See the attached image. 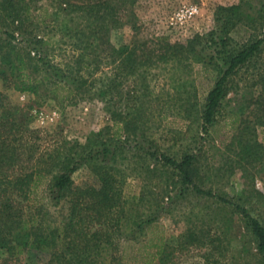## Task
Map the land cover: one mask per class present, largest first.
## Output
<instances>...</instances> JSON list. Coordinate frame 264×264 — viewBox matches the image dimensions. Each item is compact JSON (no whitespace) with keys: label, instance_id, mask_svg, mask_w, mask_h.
I'll list each match as a JSON object with an SVG mask.
<instances>
[{"label":"rangeland","instance_id":"374dc122","mask_svg":"<svg viewBox=\"0 0 264 264\" xmlns=\"http://www.w3.org/2000/svg\"><path fill=\"white\" fill-rule=\"evenodd\" d=\"M15 1L20 8L0 7V71L8 76L0 92L36 132L37 147L51 152L49 165L69 168L73 189L99 191L102 161L119 195L100 223L83 211L82 224L67 231L74 238L81 230L76 243L87 264H264L242 212L264 227V120L255 106L263 101L264 43L229 79L214 122L202 121L222 66L210 60L219 39L228 51L264 39V0H99L92 14L71 0L76 7L54 23L58 0ZM121 47L130 56L123 63ZM18 55L36 96L14 90L4 61ZM54 81L72 89L70 99L49 95ZM52 198L35 215L55 228L68 218L69 198ZM7 256L0 250V264ZM52 258L29 251L13 262L64 263Z\"/></svg>","mask_w":264,"mask_h":264},{"label":"trees","instance_id":"16d2710c","mask_svg":"<svg viewBox=\"0 0 264 264\" xmlns=\"http://www.w3.org/2000/svg\"><path fill=\"white\" fill-rule=\"evenodd\" d=\"M71 2V0H58L52 14L53 23L57 21L60 11L69 13L76 7V3ZM84 2L91 14L95 10L98 11L99 0H80L77 2V6ZM0 7L9 11L20 8V6L16 7L15 0H3L0 2ZM30 8L26 5V14L30 12ZM262 14L261 18L264 21V13ZM225 32L226 29L223 33L225 34ZM263 43L264 39H261L237 50L228 51L227 39H219L220 49L217 51L216 57H210V60L221 59L222 66L218 68V77L206 97L202 112L204 127L214 122L227 95L229 79L240 67L261 53ZM174 50L176 53L180 51L178 48ZM123 54L124 48L121 47L118 52V59L122 63L130 60L128 53ZM83 59V64H86V58ZM14 61L15 63L10 60L4 61L6 65H9L11 73H14L11 77L14 81V90L20 93H30L34 96L38 95V87L31 85L29 77L24 79L26 59L18 55ZM0 79L5 82L8 80L7 73L3 69L0 71ZM45 80H49L48 77H45ZM261 93L263 101L255 105L256 112L259 114V121L264 120V79ZM72 94V89L61 81H54L49 91V95L57 102L70 99ZM18 110L19 108L11 105L8 98L0 92V250L8 255L2 262L3 264H14L13 260L27 252L38 251L47 252L53 257L52 259H60L61 262H64L63 264H87L89 255H87L86 247L76 243L77 239L78 241L81 239V230L74 229L76 230V237L74 238L72 236L68 238L67 231L82 224L83 216L81 217V214L83 211L95 212L96 219L92 222L100 223L102 213L110 214L120 206L119 195L115 191L114 179L110 174L111 169H105L102 166V161H99L98 165L101 167L95 172L102 182L99 191L89 194V190L73 189L69 178V168L63 164L62 168L58 165L57 169L54 170L49 165L52 158L51 152L46 148L41 150L40 147H37L36 132L28 128L27 124L18 122L16 119ZM261 116H263L262 119H260ZM195 191L202 193L197 188ZM204 194L211 196L210 193ZM48 196H53L52 200L56 204L65 198H69L68 218L63 219L61 226L55 228L48 224L43 225V222L38 220L35 215L38 208H44L48 205ZM242 212L247 220L246 226L256 241L259 253L264 258V227L244 210ZM145 223L150 224V220ZM142 226L143 224L138 223L136 229L140 230ZM92 236L96 242H99L96 233ZM65 239L69 240L67 248L64 247ZM91 239L93 240V238ZM91 239L87 241L89 242ZM126 241L130 243L134 241V237L126 239ZM102 247V243L96 246V248ZM154 250L158 251V248L156 246L150 247V256L155 255H153ZM75 252H80V254L75 255ZM105 253L108 254V251Z\"/></svg>","mask_w":264,"mask_h":264},{"label":"built area","instance_id":"2783aa9c","mask_svg":"<svg viewBox=\"0 0 264 264\" xmlns=\"http://www.w3.org/2000/svg\"><path fill=\"white\" fill-rule=\"evenodd\" d=\"M197 9L193 8V9H183L180 11V13L176 14V20L182 21L183 19H185L186 17H190L191 15H194L196 13Z\"/></svg>","mask_w":264,"mask_h":264}]
</instances>
